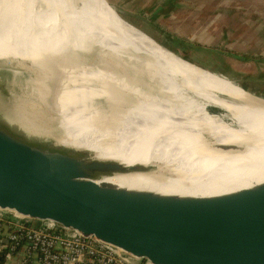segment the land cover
Returning <instances> with one entry per match:
<instances>
[{
    "label": "bare ground",
    "instance_id": "obj_1",
    "mask_svg": "<svg viewBox=\"0 0 264 264\" xmlns=\"http://www.w3.org/2000/svg\"><path fill=\"white\" fill-rule=\"evenodd\" d=\"M101 1L0 0V68L16 78L61 82L48 93L35 85L0 90V114L9 123L0 122V132L84 168L138 163L171 174L158 182L155 174L104 180L130 189L212 196L263 182L264 99L205 69L170 64ZM128 60L149 67L151 95L128 84ZM83 116H103L114 129L72 121ZM214 145L244 152L223 153Z\"/></svg>",
    "mask_w": 264,
    "mask_h": 264
},
{
    "label": "water",
    "instance_id": "obj_2",
    "mask_svg": "<svg viewBox=\"0 0 264 264\" xmlns=\"http://www.w3.org/2000/svg\"><path fill=\"white\" fill-rule=\"evenodd\" d=\"M103 1L124 25L170 64L204 73L197 63L168 49L126 20L127 16H134L147 22L144 18ZM2 79L20 87L35 85L44 93L61 84L32 77L16 78L0 68V83ZM237 86L252 94L239 83ZM72 121L85 126L92 122L100 132L114 129L112 122L103 116L74 117ZM59 132L63 137V131ZM213 147L223 153L244 152L234 146ZM162 167L111 163L84 168L77 160L0 132V210L26 219L57 223L151 264H264V181L212 196L162 194L104 182L115 177L154 174L157 182L160 175L168 180L171 174H161ZM230 169L244 168L230 165ZM127 264L137 262L127 260Z\"/></svg>",
    "mask_w": 264,
    "mask_h": 264
},
{
    "label": "rangeland",
    "instance_id": "obj_3",
    "mask_svg": "<svg viewBox=\"0 0 264 264\" xmlns=\"http://www.w3.org/2000/svg\"><path fill=\"white\" fill-rule=\"evenodd\" d=\"M107 1L115 9L144 18L147 22L134 16H127L126 20L157 36L178 54L203 66L219 79L249 87L252 94L264 99V0ZM163 3H167L164 8ZM142 61L138 66L128 60L126 72L131 77L128 84L143 95H151L155 85L150 79L149 67ZM8 88L25 87L2 79L0 90ZM210 113L219 114L217 110H210ZM40 114L47 118L44 112ZM49 119L59 136L56 119L53 116ZM0 122L9 124L1 114ZM55 134L50 135L56 137Z\"/></svg>",
    "mask_w": 264,
    "mask_h": 264
},
{
    "label": "built area",
    "instance_id": "obj_4",
    "mask_svg": "<svg viewBox=\"0 0 264 264\" xmlns=\"http://www.w3.org/2000/svg\"><path fill=\"white\" fill-rule=\"evenodd\" d=\"M151 264L51 221L0 210V264Z\"/></svg>",
    "mask_w": 264,
    "mask_h": 264
},
{
    "label": "crops",
    "instance_id": "obj_5",
    "mask_svg": "<svg viewBox=\"0 0 264 264\" xmlns=\"http://www.w3.org/2000/svg\"><path fill=\"white\" fill-rule=\"evenodd\" d=\"M165 4H167V3H163V5H162V7L164 8L165 6H167V5H165ZM148 34V33H147ZM150 35V34H149ZM151 37H154V38H156V40H158L162 45H164L165 47L167 46V45H165L163 42H162V40L161 39H159L157 36H155V35H153L152 33H151V35H150ZM169 49V48H168ZM171 50V49H170ZM174 52H176L177 53V51L176 50H174ZM235 58H239V57H237V56H234Z\"/></svg>",
    "mask_w": 264,
    "mask_h": 264
},
{
    "label": "trees",
    "instance_id": "obj_6",
    "mask_svg": "<svg viewBox=\"0 0 264 264\" xmlns=\"http://www.w3.org/2000/svg\"><path fill=\"white\" fill-rule=\"evenodd\" d=\"M154 38V37H153ZM155 40H156V38H154ZM158 41V40H157ZM159 42V41H158ZM160 43V42H159ZM167 48H169V49H171L172 51H174L175 49H172V48H170V46H166ZM242 60H247V58H242ZM202 68H204L203 66H201ZM243 89H245L246 91H248V92H252L251 91V89L249 88V87H247V86H243Z\"/></svg>",
    "mask_w": 264,
    "mask_h": 264
}]
</instances>
